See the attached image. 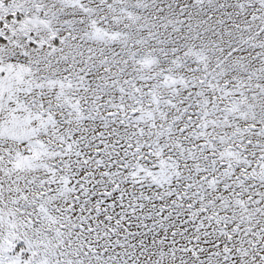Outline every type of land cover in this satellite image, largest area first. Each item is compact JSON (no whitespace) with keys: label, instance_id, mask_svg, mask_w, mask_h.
I'll return each instance as SVG.
<instances>
[{"label":"snow or ice","instance_id":"obj_1","mask_svg":"<svg viewBox=\"0 0 264 264\" xmlns=\"http://www.w3.org/2000/svg\"><path fill=\"white\" fill-rule=\"evenodd\" d=\"M0 264H264V0H0Z\"/></svg>","mask_w":264,"mask_h":264}]
</instances>
